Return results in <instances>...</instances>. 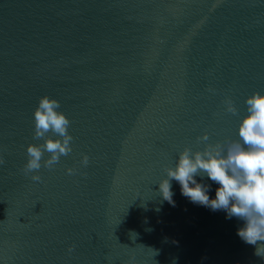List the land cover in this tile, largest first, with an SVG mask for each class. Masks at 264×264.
<instances>
[{
  "label": "water",
  "instance_id": "1",
  "mask_svg": "<svg viewBox=\"0 0 264 264\" xmlns=\"http://www.w3.org/2000/svg\"><path fill=\"white\" fill-rule=\"evenodd\" d=\"M253 92L264 0H0V264H264L236 235L244 221L174 180L175 206L158 193L198 137L238 139ZM45 95L71 122L72 151L25 176ZM195 179L214 199L219 185Z\"/></svg>",
  "mask_w": 264,
  "mask_h": 264
},
{
  "label": "clouds",
  "instance_id": "2",
  "mask_svg": "<svg viewBox=\"0 0 264 264\" xmlns=\"http://www.w3.org/2000/svg\"><path fill=\"white\" fill-rule=\"evenodd\" d=\"M211 91V89L209 90ZM246 112L237 128V140L209 143V136L197 138L203 150L193 151L184 147L179 152L174 167L164 169L166 178L158 183V193L163 201L175 206L172 199L171 181L180 186L181 195L193 204L212 211L223 210L226 218L236 217L244 226L236 235L246 244L255 246L254 255L264 261V94L253 92L245 98ZM225 112L237 115L231 99L224 101ZM61 107L56 99L47 95L38 100L33 116V140L42 144H29L26 148V163L21 171L25 176L37 173L43 167L52 170L60 157L71 153L73 137L69 134L70 121L58 111ZM49 133L58 137L50 138ZM48 153V158L44 155ZM5 162L0 159V165ZM80 165L87 167L89 157L82 155ZM67 175H75V168L65 169ZM206 176L219 185L215 198L207 194L209 186L198 183L195 177ZM33 182H41L38 174L30 175ZM73 247L67 251L71 253Z\"/></svg>",
  "mask_w": 264,
  "mask_h": 264
}]
</instances>
